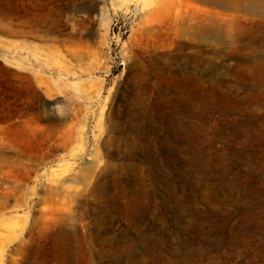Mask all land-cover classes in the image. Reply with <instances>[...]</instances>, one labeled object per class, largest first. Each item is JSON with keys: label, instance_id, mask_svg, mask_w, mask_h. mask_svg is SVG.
Returning <instances> with one entry per match:
<instances>
[{"label": "rangeland", "instance_id": "374dc122", "mask_svg": "<svg viewBox=\"0 0 264 264\" xmlns=\"http://www.w3.org/2000/svg\"><path fill=\"white\" fill-rule=\"evenodd\" d=\"M237 2L0 0V264H264V4ZM128 70L159 130L114 107Z\"/></svg>", "mask_w": 264, "mask_h": 264}, {"label": "trees", "instance_id": "16d2710c", "mask_svg": "<svg viewBox=\"0 0 264 264\" xmlns=\"http://www.w3.org/2000/svg\"><path fill=\"white\" fill-rule=\"evenodd\" d=\"M131 72L128 70L123 82L120 84L116 91V103L114 107H120L122 96L128 95L131 97H136V91L134 89V84H129ZM117 104V105H116ZM151 106V105H150ZM123 110H131V113L134 115V119L138 118L139 120L144 119L143 124L139 126L140 131H144L146 133H150L152 130H159L161 128L160 124H155L156 118L152 116L153 112L151 109H147V103L144 101H141L139 99L133 100V102H124V104L121 105ZM159 121V120H158Z\"/></svg>", "mask_w": 264, "mask_h": 264}, {"label": "water", "instance_id": "95a60500", "mask_svg": "<svg viewBox=\"0 0 264 264\" xmlns=\"http://www.w3.org/2000/svg\"><path fill=\"white\" fill-rule=\"evenodd\" d=\"M222 0H210V2H208L207 4L212 5V6H220L219 2ZM241 1L242 4L245 3H254V2H260L261 4H264V0H238ZM257 15L259 17H264V12L261 10L257 11Z\"/></svg>", "mask_w": 264, "mask_h": 264}, {"label": "bare ground", "instance_id": "6f19581e", "mask_svg": "<svg viewBox=\"0 0 264 264\" xmlns=\"http://www.w3.org/2000/svg\"><path fill=\"white\" fill-rule=\"evenodd\" d=\"M205 2H210V0H203ZM238 4L237 0H222L219 2V5L222 6H236ZM259 9V8H258Z\"/></svg>", "mask_w": 264, "mask_h": 264}]
</instances>
